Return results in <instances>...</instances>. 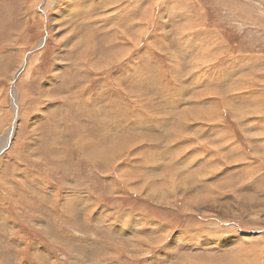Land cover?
Segmentation results:
<instances>
[{"label": "rangeland", "instance_id": "obj_1", "mask_svg": "<svg viewBox=\"0 0 264 264\" xmlns=\"http://www.w3.org/2000/svg\"><path fill=\"white\" fill-rule=\"evenodd\" d=\"M75 1L0 0V264H264V0Z\"/></svg>", "mask_w": 264, "mask_h": 264}, {"label": "bare ground", "instance_id": "obj_2", "mask_svg": "<svg viewBox=\"0 0 264 264\" xmlns=\"http://www.w3.org/2000/svg\"><path fill=\"white\" fill-rule=\"evenodd\" d=\"M49 1V4L50 5H52L53 4V2H54V0H48ZM79 1H81V0H78V1H75V2H79ZM86 1H88V0H86ZM67 2V1H66ZM74 3V2H73ZM139 3V2H138ZM75 5H76V3H75ZM147 6V5H146ZM68 9V8H67ZM71 10L73 9V6H72V8H70ZM126 9V8H125ZM124 9V10H125ZM127 9H128V7H127ZM131 9V8H130ZM136 10V9H135ZM116 12V11H115ZM63 13V12H62ZM140 13V12H139ZM79 14V13H78ZM77 14V15H78ZM131 14H132V12H131ZM188 16V15H187ZM190 16V15H189ZM192 16V15H191ZM139 17H141V16H139ZM145 17V16H144ZM129 18V17H128ZM189 18V17H188ZM115 21V20H114ZM137 21V20H136ZM137 23V22H136ZM197 25V24H196ZM74 26V25H73ZM72 26V27H73ZM133 26V25H132ZM70 27V26H69ZM71 27V28H72ZM134 27V26H133ZM132 27V28H133ZM70 28V29H71ZM75 28V27H74ZM135 28V27H134ZM133 28V29H134ZM79 29V28H78ZM73 30V29H72ZM127 30H129V29H127ZM126 32H128V31H126ZM124 33V32H123ZM114 34H117V37H116V39H115V35H114V37L111 35V39L110 40H108V42H107V45H110L111 47L109 48L110 49V51H111V53L113 52V49L115 50L116 48H114V47H116V46H118V49H117V52H116V54L113 56V57H118L117 55L120 53L119 52V49L121 48H125V46H123L124 44H123V42H125L124 41V39L123 38H120V35H119V33H117L116 31L114 32ZM205 34V33H204ZM126 35V34H125ZM81 36V35H80ZM106 36H110V35H106ZM103 38H101V40H102ZM107 39H109V38H107ZM76 42V41H75ZM88 44L89 43H87V42H85V41H83L82 40V38H80V40L77 42V43H75V45H79L80 46V50H87V48H85L86 46H88ZM83 45V46H82ZM82 46V47H81ZM134 46H135V44H134ZM82 48H84V49H82ZM132 48H133V45H132ZM122 49V50H123ZM218 49V48H217ZM130 50H131V46H129V50H128V52H130ZM207 51H209L208 49H207ZM104 52V51H103ZM219 52V51H218ZM110 53V54H111ZM206 53V52H205ZM209 53V52H208ZM243 54V53H242ZM112 55V54H111ZM212 54L210 53V56H211ZM213 56H215V55H213ZM251 56V55H250ZM206 57H208V56H206ZM205 57V58H206ZM256 57H258V56H256ZM259 57L262 59V55L260 56L259 55ZM202 58V57H201ZM204 58V57H203ZM214 58V57H213ZM216 58V57H215ZM248 59V58H247ZM258 59V58H257ZM204 60V59H203ZM209 60V59H208ZM207 60V61H208ZM213 61V60H212ZM240 61H242V60H240ZM246 61V60H245ZM259 61V60H258ZM261 61V60H260ZM263 61V60H262ZM80 62H83V61H80ZM250 63V62H249ZM248 63V64H249ZM252 63V62H251ZM258 63H260V62H258ZM257 63V64H258ZM78 64H79V62H78ZM246 64V63H245ZM82 65L84 66V69H85V67H86V64L85 63H82ZM253 65V64H252ZM251 65V66H252ZM245 67L247 66V65H244ZM257 66V65H256ZM79 67H81V65L80 66H77L76 65V67L74 68V66H72V67H69V68H66L65 70H66V74H67V76H68V78L69 79H72L75 75L73 74V71L74 70H77ZM250 67V66H249ZM248 67V68H249ZM258 71V70H257ZM264 71V70H263ZM262 73H264V72H262ZM261 73V74H262ZM259 75L260 76V78L262 79V81H263V83H262V85H260L259 84V82H260V78H259V76H256L255 78V84H253L254 85V89H252V87H251V85L250 86H246V84H245V89H248V90H252L251 91V93H249V99H248V102L252 105V106H254V108H255V113H257V114H259V112H260V110L264 107V91H262V90H264V74H262V75ZM254 75H255V73H254ZM245 77H246V75H245ZM252 77V76H251ZM247 78V77H246ZM74 79V78H73ZM121 79V78H120ZM240 79H242V78H240ZM131 80V79H130ZM246 80V79H245ZM244 80V81H245ZM134 81V80H133ZM236 81H238V80H236ZM243 81V82H244ZM248 81H250L251 82V80H248ZM254 81V80H253ZM72 82V81H71ZM237 83V82H236ZM74 84H72L71 83V86H73ZM129 85V84H128ZM235 85V84H234ZM118 86H120L119 84H118ZM244 86V85H243ZM259 86H261V87H259ZM109 87V86H108ZM74 88H75V86H74ZM240 88H241V86H240ZM244 89V88H243ZM244 89V90H245ZM48 90V89H47ZM75 90V89H74ZM101 90V89H100ZM102 91V90H101ZM247 91V90H246ZM130 92H132V91H130ZM218 92V91H217ZM216 92V93H217ZM242 92V91H241ZM100 93V92H99ZM129 93V92H128ZM239 93V92H238ZM101 94H102V92H101ZM133 94H134V92H133ZM206 94V93H205ZM235 94V93H234ZM234 94L232 95V98L234 99V100H236L235 99V96H234ZM244 95V94H243ZM196 96V95H195ZM242 97V96H241ZM247 97V96H246ZM193 99V98H192ZM199 100V99H198ZM218 100V99H217ZM196 101V100H195ZM202 101V100H201ZM214 101V100H213ZM93 102H95V101H93ZM203 102V101H202ZM239 103H241V100L240 101H238ZM63 103H66V102H63ZM221 103V102H220ZM219 103V104H220ZM82 104V103H81ZM97 104V103H96ZM198 104V103H197ZM217 104V103H216ZM218 104V105H219ZM98 105V104H97ZM221 107V106H220ZM251 107V106H250ZM172 108V107H171ZM222 108V107H221ZM187 110V109H186ZM212 110V109H211ZM243 110V109H242ZM92 111V110H91ZM90 111V112H91ZM221 111V110H220ZM184 113H185V111H183ZM234 112H235V114L237 115L239 112H238V108L237 109H235L234 110ZM242 112V111H241ZM131 113V112H130ZM171 113V112H170ZM190 113V112H189ZM188 113V114H189ZM209 113V112H208ZM181 114V113H180ZM186 115H187V112L185 113ZM200 114V113H199ZM214 114V113H213ZM219 114V113H218ZM206 115V114H205ZM263 115H264V113H263ZM199 116V115H198ZM212 116V115H211ZM239 116V115H238ZM181 117V116H180ZM179 117V118H180ZM205 117H207V116H205ZM218 117H219V115H218ZM95 118V117H94ZM166 118V117H165ZM210 118V117H209ZM249 118V117H248ZM178 119V118H177ZM201 119V118H200ZM200 119H198V120H200ZM205 119V118H204ZM207 119H208V117H207ZM219 119V118H218ZM226 119V118H225ZM241 119H242V117H241ZM179 120V119H178ZM178 120H176L175 121V123H177V121ZM185 120V119H184ZM191 120V119H190ZM189 120V121H190ZM194 120V119H193ZM192 120V121H193ZM202 120V119H201ZM92 121H94V119H92ZM98 121V120H97ZM163 121V122H162ZM166 121V120H165ZM192 121H191V123H192ZM206 121V120H205ZM208 121V120H207ZM212 121H213V119H212ZM215 121V120H214ZM151 122V121H150ZM153 122V124H152V126L151 127H153V126H158V127H160V125L162 124V123H165L164 122V120H161V119H159L158 121H152ZM179 122V121H178ZM225 122V121H224ZM256 122H257V120H256ZM173 123V122H172ZM183 123V122H182ZM204 123V122H203ZM100 124V123H99ZM171 124V123H170ZM180 124V123H179ZM178 124V125H179ZM222 124V123H221ZM258 124V123H257ZM131 125V124H130ZM149 125H151V124H149ZM163 125V124H162ZM176 125V124H175ZM184 125V124H183ZM211 125V124H210ZM229 125V124H228ZM145 126V125H144ZM164 126H166V125H164ZM171 126V125H170ZM180 126H181V124H180ZM184 126H186V125H184ZM188 126V125H187ZM215 125H213V127H214ZM222 126H225V125H222ZM257 126V125H256ZM179 127V126H178ZM177 127V128H178ZM218 128H219V126H217ZM229 126H227V128H228ZM102 128V127H101ZM179 128H182V127H179ZM200 128V127H199ZM215 128V127H214ZM220 128H222V127H220ZM124 129V128H123ZM172 129V128H171ZM226 129V128H225ZM104 130V129H103ZM179 130V129H178ZM196 130V129H195ZM183 131V130H182ZM221 131V130H220ZM225 131V130H224ZM229 131V130H228ZM232 131V130H231ZM230 131V132H231ZM175 132V131H174ZM176 132H177V130H176ZM179 133H180V130L178 131ZM214 132V131H213ZM218 132H219V130H218ZM259 133V132H258ZM257 133V134H258ZM175 134V135H174ZM173 135L175 136V139H174V141H173V143H175V142H177L178 140H179V134L178 133H174ZM181 134V133H180ZM260 134V133H259ZM76 135V134H75ZM219 136L217 137V138H221V136H220V134H218ZM264 135V134H263ZM166 136V135H165ZM169 136H170V134H169ZM173 136V137H174ZM261 136V135H260ZM171 137V136H170ZM186 137V136H185ZM233 137V136H232ZM263 137V136H262ZM16 138V137H15ZM167 138V137H166ZM264 138V137H263ZM17 139V138H16ZM183 139H185V138H183ZM193 139V138H192ZM234 139V137L232 138V140ZM252 139V138H251ZM79 140V139H78ZM167 141L169 140V139H166ZM222 140V139H221ZM220 140V141H221ZM183 141V140H182ZM121 142V141H120ZM236 142V141H235ZM238 142V141H237ZM87 143H88V141H79L78 143H77V145L79 146V147H83V148H85L86 147V145H87ZM179 143H180V141H179ZM183 143H184V141H183ZM22 144V143H21ZM74 144V143H73ZM121 144V143H120ZM181 144V143H180ZM23 145V144H22ZM131 145V144H130ZM207 145V144H206ZM127 146V145H126ZM125 146V147H126ZM132 146V145H131ZM208 146H210V145H208ZM130 147V146H129ZM157 147H159L158 145H155V143L149 148V150H147V149H145V157H144V160H145V162H161V159H163V161H164V158L166 157V153L164 152V150L162 149H154V148H157ZM238 147V146H237ZM21 148V147H20ZM99 148H101V147H99ZM91 148H88V150H90ZM15 150H16V152H17V148H15ZM91 150H94V149H91ZM98 150V149H97ZM103 150V149H102ZM118 150H119V148H118ZM125 151H127V149H124ZM234 150V153L236 152V154L235 155H240L239 154V151H238V149H233ZM14 152V151H13ZM19 152V151H18ZM244 152V151H243ZM123 153V152H122ZM233 153V151H232V154H234ZM255 153V152H254ZM118 154V153H117ZM243 154V153H242ZM241 154V155H242ZM164 155H165V157H164ZM258 156H259V153L257 154ZM101 156V154H97L96 156H94L93 158H99ZM168 156V155H167ZM243 156V155H242ZM215 157V156H214ZM239 157V156H238ZM166 159V158H165ZM183 159V158H182ZM210 160H213V159H211V158H209ZM208 159V160H209ZM167 160V159H166ZM239 161H242L243 159H238ZM238 160H236V162L238 161ZM181 161V160H180ZM187 161V160H186ZM194 161V160H193ZM55 162V161H54ZM56 162H57V160H56ZM212 162V161H211ZM218 162V161H217ZM220 162V161H219ZM224 162V161H223ZM231 162V161H230ZM248 162V161H247ZM209 163V162H208ZM243 163V162H242ZM222 164V163H221ZM244 164V163H243ZM241 165V164H240ZM249 165V164H248ZM218 166V165H217ZM205 167V166H204ZM214 167V166H213ZM216 168V167H215ZM165 170V168L162 170V172ZM216 170V169H215ZM219 170V169H218ZM241 170H243L242 168H240L239 169V172L241 171ZM202 172V171H201ZM191 173H193V172H190V174ZM205 173V172H204ZM203 173V174H204ZM207 173V172H206ZM216 173V172H215ZM241 173V172H240ZM189 174V175H190ZM242 174V173H241ZM146 175V174H145ZM198 175V174H197ZM257 175V174H256ZM192 176V175H191ZM255 176V175H254ZM253 176V177H254ZM209 177V176H208ZM250 177V176H249ZM256 177V176H255ZM251 178V181H252V177H250ZM258 179V178H257ZM263 179V178H262ZM197 179H195V181H196ZM236 180V179H235ZM242 180H240V182H241ZM248 181H250V180H248ZM254 181V180H253ZM257 181H259V180H257ZM192 182V181H191ZM235 182H237V181H233V183H235ZM196 183H200V185H201V189L202 190H204V191H206V192H209V194H212V195H208V199H207V201H210L211 200V198H213V195L215 194L216 195V197H214L215 199H220V198H222L224 195H226L227 193H223V194H220L219 192H217L216 191V187L214 188V187H211V186H208L206 183H204V181H197ZM246 183V182H245ZM245 183H244V185H245ZM248 183V182H247ZM255 183H256V181H255ZM239 185V184H238ZM243 185V183H241L238 187H236L235 188V191L236 192H238V193H241L242 191L243 192H246V188H248L247 187V185H245L244 186ZM194 186V184L192 185V187ZM249 186V185H248ZM253 187H252V189H251V191L252 192H255L256 191V189H257V185L256 184H253L252 185ZM185 187H187V188H184L183 190H182V192L184 193V194H188L190 191L188 190L189 189V186H187V185H185ZM251 188V187H250ZM261 189V188H260ZM157 190H158V187H156V186H153V187H151L150 188V192H153L154 193V195L157 197V198H162L163 197V194H159L158 192H157ZM263 191V190H262ZM231 192V191H230ZM233 192V191H232ZM235 192V193H236ZM264 192V191H263ZM201 194V193H200ZM254 194V193H253ZM264 194V193H263ZM233 195V194H232ZM262 195V194H261ZM235 199V198H234ZM240 200V199H239ZM251 200V199H250ZM250 200H249V202H250ZM244 201H246V200H244ZM236 202V201H235ZM243 202V201H242ZM248 202V203H249ZM252 202V201H251ZM255 202V201H254ZM261 203V202H260ZM226 204V203H225ZM245 204V203H244ZM257 204V203H256ZM198 205H200V203H197V205L196 206H198ZM251 206V205H250ZM257 206V205H256ZM263 206H264V204H263ZM262 206V207H263ZM258 207V206H257ZM237 210V209H236ZM228 222V221H227ZM231 230H233V229H231ZM231 232V231H230ZM221 233H222V231H221ZM227 233V232H226ZM234 233H236V232H234ZM255 234V233H254ZM256 234H258V233H256ZM235 236V235H234ZM254 236V235H253ZM260 236V235H259ZM243 237V236H242ZM228 238V237H227ZM219 239V238H218ZM223 239V238H222ZM221 239V240H222ZM237 239V238H236ZM258 239V238H257ZM225 240H227V239H225ZM231 240V239H230ZM220 241V240H219ZM223 241V240H222ZM213 242V241H212ZM228 242V241H227ZM214 243V242H213ZM219 243V242H218ZM229 243V242H228ZM223 244V243H222ZM260 244V243H259ZM226 245V244H225ZM247 246V245H246ZM259 246V245H258ZM146 248V247H145ZM145 250V249H144ZM146 250H147V248H146ZM259 251V250H258ZM248 253V252H247ZM256 256V255H255ZM188 258V257H187ZM184 259V258H183ZM191 260V259H190ZM104 263H105V261H104ZM190 263V262H189ZM229 263V262H228ZM94 264H102L101 263V261L99 260V261H97V262H95ZM198 264V263H197Z\"/></svg>", "mask_w": 264, "mask_h": 264}]
</instances>
